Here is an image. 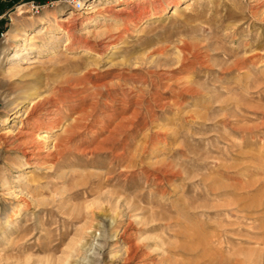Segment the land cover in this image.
<instances>
[{
  "label": "rangeland",
  "instance_id": "374dc122",
  "mask_svg": "<svg viewBox=\"0 0 264 264\" xmlns=\"http://www.w3.org/2000/svg\"><path fill=\"white\" fill-rule=\"evenodd\" d=\"M29 1L0 0V264H264V0Z\"/></svg>",
  "mask_w": 264,
  "mask_h": 264
},
{
  "label": "bare ground",
  "instance_id": "6f19581e",
  "mask_svg": "<svg viewBox=\"0 0 264 264\" xmlns=\"http://www.w3.org/2000/svg\"><path fill=\"white\" fill-rule=\"evenodd\" d=\"M36 106H38V105L37 104L34 105L33 108L36 107ZM42 111H43V114L45 116H48L50 118V120L48 119V121H47V124L50 126V128L51 127H55L57 125V121H55V119H51L53 114H54V112L52 111V106L51 105L46 106L45 108H42ZM41 124H42V122H40L37 127H41ZM19 134L16 135V139L11 141V144H13L16 147H21V146L24 147L25 144L18 143V140H19L18 136L22 135L23 133L20 134V135ZM30 135H32L31 132L27 136L29 137ZM4 138L5 137H2L3 140H4ZM3 140H2V142L4 143ZM30 143H31V145H29V147L25 148V151H24V158L26 157L27 160H31V161L37 162V161H40V160L47 159V158H49L51 156V152L50 151H42V149L39 147V145L37 143L35 144L32 141H30ZM57 144H59V143H55L53 145V149L54 150L58 147Z\"/></svg>",
  "mask_w": 264,
  "mask_h": 264
},
{
  "label": "built area",
  "instance_id": "2783aa9c",
  "mask_svg": "<svg viewBox=\"0 0 264 264\" xmlns=\"http://www.w3.org/2000/svg\"><path fill=\"white\" fill-rule=\"evenodd\" d=\"M56 2L65 5L69 10L73 12L81 11V9L84 8L85 4L84 0H56ZM53 3L54 1L47 0L46 2L39 4L31 0L29 2H26L25 5L31 14L37 15L44 7L52 6Z\"/></svg>",
  "mask_w": 264,
  "mask_h": 264
},
{
  "label": "trees",
  "instance_id": "16d2710c",
  "mask_svg": "<svg viewBox=\"0 0 264 264\" xmlns=\"http://www.w3.org/2000/svg\"><path fill=\"white\" fill-rule=\"evenodd\" d=\"M34 1H36V2H38V3H40V4H42V3H44V2H46L47 0H34ZM9 5L7 4V5H0V11H2L3 9H5L6 7H8ZM2 22L0 21V24H1Z\"/></svg>",
  "mask_w": 264,
  "mask_h": 264
}]
</instances>
